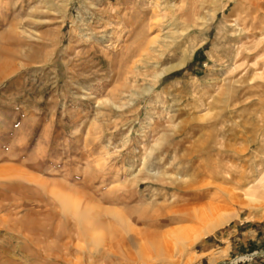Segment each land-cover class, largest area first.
I'll list each match as a JSON object with an SVG mask.
<instances>
[{"label":"rangeland","instance_id":"obj_1","mask_svg":"<svg viewBox=\"0 0 264 264\" xmlns=\"http://www.w3.org/2000/svg\"><path fill=\"white\" fill-rule=\"evenodd\" d=\"M0 68V225L24 224L4 223L0 264L264 261L247 189L264 171V0H0ZM43 183L159 239L199 235L146 257L118 226L116 255L65 249Z\"/></svg>","mask_w":264,"mask_h":264},{"label":"bare ground","instance_id":"obj_2","mask_svg":"<svg viewBox=\"0 0 264 264\" xmlns=\"http://www.w3.org/2000/svg\"><path fill=\"white\" fill-rule=\"evenodd\" d=\"M6 58H7V56H6ZM4 71L6 72V74H8L6 70L0 68V74L2 72L4 74ZM262 156H263L262 157V159H263L264 158V152H263ZM1 172H2V170H1ZM15 173L19 174L18 170ZM244 175H245V171L242 172L241 178H245ZM12 176H14V175H12ZM19 177H20V175H19ZM11 179H12V177H11ZM28 180H29V178H28ZM36 181H37V179H36ZM37 182H40V181H37ZM43 185L46 186L45 183H43ZM60 186L61 185H59V184H55L53 187L46 186L48 189L46 191L49 192L50 194H52L54 196V198L56 197L59 204L61 205L62 215L65 217V221L59 222L55 226V229L53 230L55 234H58V236L61 234L63 237H66L67 239H69V241L64 244L65 249L68 248V245L71 242L77 241L78 243L86 244V246L77 245V248H79L82 251L85 250L87 247L91 251V253L99 254L102 256L109 255V254L110 255L111 254L116 255L117 249L124 246V244H125L124 243L125 240L123 239L124 237L122 236L123 234L122 235L119 234L120 232L117 228L118 226L122 227L125 231H128L129 233H133L134 238H135V241H134L135 244L140 249L139 251H141V254L145 255L146 257H149L146 255L147 250H148L147 247L149 246V244L153 245V247L156 248L155 252L157 251L159 254L162 255L166 252L165 245L163 244L164 238L171 239L172 241H174V243L176 245V243H178L182 240L185 241L189 237V234L195 238H197V236L199 235L198 230H195V231L189 233L187 228H185V229L180 228L179 230L168 231L167 233L163 234L162 239H159V235L157 233H150V232H145V231L143 232V231H140L138 229H137L138 230L137 231L133 228H130L131 226L127 225V217L128 216L125 217V215H126L124 213L125 211H123V212L122 211H116V210L115 211L114 210L109 211L106 209L102 210V208L100 206H98V204L97 205L83 204L80 197L77 198L75 195L70 194L69 191L65 187H60ZM26 187H28V186H26ZM247 187H248L247 189L249 191H252L251 198H249V205L247 202L248 207L249 206L250 207L256 206L257 208H260L259 210H264V171L259 173V176L253 181L252 184L248 185ZM249 187H254V188L251 189ZM18 188H20V187H18ZM42 189H44V188H42ZM253 190H255V191H253ZM245 200H247V199L245 198ZM54 210H56V209H54ZM59 212H60V210H59ZM181 212H182V210H181ZM106 215H108L110 217V219L112 220L111 222H106V220L104 219V216H106ZM196 218H198L199 222L201 224H204V225H207V224L209 225L211 223V221L213 220L211 218V216H208L207 214H201ZM215 218H217V217H215ZM22 222H23L22 217L14 216V217H11V219H6V220L4 219L3 225H4V223H6V225H9L8 230H11V231L19 230V231H21V228H23V226H24V224ZM47 224L49 225L51 223H47ZM47 224H45L44 226H46ZM3 225H0V232H2ZM6 225H4V226H6ZM213 226H215V225H213ZM42 227H43V225H42ZM210 227L207 229V232L211 231ZM150 242H152V243H150ZM53 244L56 248L59 245V243L58 244L53 243ZM58 248L60 249L61 246H58ZM102 256L100 257V259H102ZM89 257H90V255H89ZM93 259H95V258H93Z\"/></svg>","mask_w":264,"mask_h":264},{"label":"crops","instance_id":"obj_3","mask_svg":"<svg viewBox=\"0 0 264 264\" xmlns=\"http://www.w3.org/2000/svg\"><path fill=\"white\" fill-rule=\"evenodd\" d=\"M222 255H223V253H222ZM262 262L264 263V261H261L259 264H262Z\"/></svg>","mask_w":264,"mask_h":264}]
</instances>
